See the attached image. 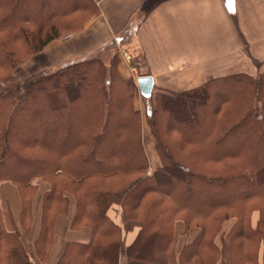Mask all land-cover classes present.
I'll return each mask as SVG.
<instances>
[{
    "label": "trees",
    "instance_id": "trees-1",
    "mask_svg": "<svg viewBox=\"0 0 264 264\" xmlns=\"http://www.w3.org/2000/svg\"><path fill=\"white\" fill-rule=\"evenodd\" d=\"M98 13L93 0H0V183L22 202V231L7 230L0 211V264H35L25 241L38 179L49 185L34 242L42 261L74 203L70 228L91 237L68 242L55 264H264V74L143 98L159 161L151 175L137 86L120 78L116 56L13 81Z\"/></svg>",
    "mask_w": 264,
    "mask_h": 264
},
{
    "label": "crops",
    "instance_id": "crops-1",
    "mask_svg": "<svg viewBox=\"0 0 264 264\" xmlns=\"http://www.w3.org/2000/svg\"><path fill=\"white\" fill-rule=\"evenodd\" d=\"M93 1L99 13L82 30L52 41L15 68L13 81L22 83L30 76L95 57L107 64L116 56L120 78L133 80L137 86L134 107L143 117V142L148 157L150 145L156 155V140L147 125L146 110L150 105L140 94L139 76L153 78L154 95L188 91L210 79L233 74H264V0ZM156 164L159 166V161ZM155 169L149 171L153 173ZM35 183L39 185V194L25 246L35 264H55L68 242L87 243L91 232L89 228H70L75 209L72 203L68 213L57 219L49 259L42 261L34 242L40 224L39 196L49 185L39 179ZM21 209L17 187L1 182L0 211L7 230L22 231ZM177 228L179 257L187 238L181 235L182 227ZM134 235L126 236V244ZM124 263L122 258L121 264Z\"/></svg>",
    "mask_w": 264,
    "mask_h": 264
},
{
    "label": "water",
    "instance_id": "water-1",
    "mask_svg": "<svg viewBox=\"0 0 264 264\" xmlns=\"http://www.w3.org/2000/svg\"><path fill=\"white\" fill-rule=\"evenodd\" d=\"M137 85L140 94L146 98H151L154 89V80L151 76H139L137 78Z\"/></svg>",
    "mask_w": 264,
    "mask_h": 264
},
{
    "label": "rangeland",
    "instance_id": "rangeland-1",
    "mask_svg": "<svg viewBox=\"0 0 264 264\" xmlns=\"http://www.w3.org/2000/svg\"><path fill=\"white\" fill-rule=\"evenodd\" d=\"M104 55H107V54H103V57H104ZM113 57V56H112ZM111 57V58H112ZM107 67H109V61L107 62ZM15 82V81H14ZM15 84H17L16 82H15ZM146 145H147V143H146ZM148 146V145H147ZM151 146V145H150ZM150 146H148V150H149V160H150V168L152 169V168H157L158 166H157V164H156V161H158V157H157V155H155L154 153H153V151L149 148ZM152 172H151V170L149 171V174H151ZM149 253V252H148ZM150 256L149 257H151V258H153V259H155V258H157L156 257V255H157V249H153L152 250V252H150V254H149ZM229 256H228V253L226 252V254H225V262H229ZM150 264H151V262H150Z\"/></svg>",
    "mask_w": 264,
    "mask_h": 264
}]
</instances>
